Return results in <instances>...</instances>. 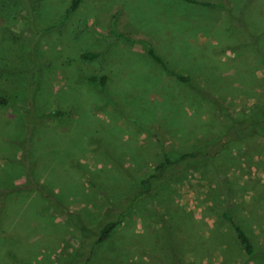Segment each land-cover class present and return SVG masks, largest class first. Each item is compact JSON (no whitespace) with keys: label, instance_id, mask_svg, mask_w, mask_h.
Returning a JSON list of instances; mask_svg holds the SVG:
<instances>
[{"label":"rangeland","instance_id":"obj_1","mask_svg":"<svg viewBox=\"0 0 264 264\" xmlns=\"http://www.w3.org/2000/svg\"><path fill=\"white\" fill-rule=\"evenodd\" d=\"M69 2L0 0V48L8 49L0 52L2 181L24 184L13 159L27 144L38 180L91 228L105 201L121 197L163 156L226 141L212 160L128 211L80 264H169L167 243L198 264H264V255L246 262L221 218L229 201L232 218L257 249L264 246V126L244 139L226 136L232 119L264 100V44L252 39L264 33V0H231L226 8L83 0L66 17ZM238 9L242 26L229 15ZM141 40L215 103L163 73L135 43ZM76 246V231L38 194L0 196V264H69Z\"/></svg>","mask_w":264,"mask_h":264},{"label":"trees","instance_id":"obj_2","mask_svg":"<svg viewBox=\"0 0 264 264\" xmlns=\"http://www.w3.org/2000/svg\"><path fill=\"white\" fill-rule=\"evenodd\" d=\"M83 0H70L68 7L65 10V16L76 14ZM186 4L199 5L201 7H220L226 8L231 0H221V3H210V2H198L197 0H179ZM256 4H261L258 1ZM240 13L237 17L232 16L229 12L231 19L237 22V25L242 26V12L241 9L237 10ZM258 12V11H257ZM29 18L30 30L33 32L35 30L33 19L34 16L30 13H26ZM241 17V18H240ZM253 19V16L251 17ZM115 39H122L120 35L114 34ZM253 40H260L264 44V33L260 36L252 37ZM138 45L142 46L145 50L146 55L160 67L163 73L167 76L173 78L177 84L188 87L190 90L195 91L202 99H209L210 103H215V99L210 95V93L201 90L199 88H193L190 79L183 74L176 73L173 69L166 63L153 49L151 44L147 41H136ZM8 49L5 46L0 48L1 53H7ZM98 54L87 53L80 54V58L85 60H91L95 58ZM30 63V62H29ZM35 62L30 63L34 65ZM9 80V79H8ZM11 80V79H10ZM95 78L91 77L88 79L90 83H94ZM106 77L102 76L99 79V85L105 87ZM192 86V87H191ZM6 104L4 98L0 97V105ZM220 110L222 109L219 107ZM264 126V100L261 103L256 104V106L249 112L245 113L244 116L236 121L232 119L227 125V135L228 137L238 139L246 138L252 134H257L261 132ZM227 137V139H229ZM27 139V137H24ZM227 142H214L207 143L200 147L199 149L183 154L174 159H170L163 156L160 163L157 164L147 176L133 180L131 179L130 188L122 193L121 197H117L114 201H105V208L98 212V217L95 222L94 227L89 228L87 226L88 221H84L75 213H69L68 210L63 207V200L59 195L50 191L49 187L41 183L37 176L35 175V169L30 161L29 152L24 147L23 153L18 159H13L14 163L18 165L21 172L24 173L26 180L23 185H8L2 181L0 178V196L2 200L9 201L13 196H16L23 192H34L38 194L39 197L43 199L44 206L47 210L55 212V215L65 220L72 229L76 231L77 246L73 252V257L70 259L69 264H80L81 262L87 260L91 257L95 249L109 239H111L115 229L120 227L125 222L126 213L133 209L135 206L140 205L142 202L150 200L157 192H159L160 187L165 181H176L180 178L185 170L189 168H196L212 160L215 153L221 151ZM218 145V146H217ZM20 146V145H19ZM128 174V172L126 173ZM127 178H132L131 175H127ZM91 183V182H90ZM231 203L226 201L225 209L221 213V218L225 224L229 227L231 231V237L241 254L245 256L246 262L255 259L258 256L264 255V246L261 249H257L253 245L249 236L244 232L242 226L235 221L229 214V208ZM61 207L63 209H61ZM67 211H66V210ZM97 215V214H96ZM261 223L264 225V216L262 217ZM169 238V237H168ZM167 239V236H166ZM166 242H169L167 239ZM194 243V241L192 242ZM201 244V242H198ZM166 248L169 253V264H198L194 261H185L181 259L176 253H174L171 246L167 243Z\"/></svg>","mask_w":264,"mask_h":264}]
</instances>
